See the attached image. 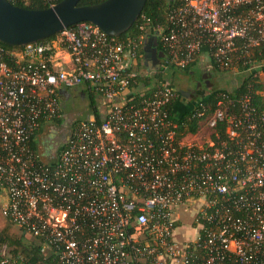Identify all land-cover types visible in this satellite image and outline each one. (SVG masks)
Instances as JSON below:
<instances>
[{"label":"built area","instance_id":"built-area-1","mask_svg":"<svg viewBox=\"0 0 264 264\" xmlns=\"http://www.w3.org/2000/svg\"><path fill=\"white\" fill-rule=\"evenodd\" d=\"M168 21L132 46L86 22L49 43L0 45L1 213L37 246L36 264H264V115L251 96L187 100L192 134L177 131L171 83L147 96L138 81L154 38L165 66L189 70L207 50L231 68L240 41L264 42V0H185ZM72 89L98 114L75 117L47 158L38 143L66 120ZM25 261L1 245L0 264Z\"/></svg>","mask_w":264,"mask_h":264},{"label":"trees","instance_id":"trees-1","mask_svg":"<svg viewBox=\"0 0 264 264\" xmlns=\"http://www.w3.org/2000/svg\"><path fill=\"white\" fill-rule=\"evenodd\" d=\"M16 6L27 8V9H47L62 0H9ZM105 0H81L79 5H94L104 2ZM185 3V0H148L141 16L139 19L133 24V26L124 34L116 39L119 42L124 43L125 45L132 46L133 44L139 42L140 38L145 35L146 32L156 31L157 28H163V30H167L172 27V24L168 21L169 12L174 9L182 6ZM143 17L145 20H143ZM141 26L145 27L144 29ZM58 35H54L45 40V42L49 43L56 40ZM240 47L235 55L232 57V67L225 68L221 63L217 62V60H211L212 65L216 71H233L232 69L237 70L240 73L245 72V70L250 66V64L254 62H263L264 64V42L260 43L255 47H244L245 41H240ZM0 45L5 47L7 50H16L22 48V46H10L7 44H3L0 42ZM159 52L165 55L162 46L159 44ZM140 55L144 54L143 49L139 51ZM142 60V59H141ZM12 61V60H11ZM143 61V60H142ZM142 61L139 62V65L142 66ZM11 63V62H10ZM144 66V65H143ZM192 66V65H191ZM190 66V67H191ZM188 71V70H187ZM261 72L264 71H256L251 74H246L243 78V81L234 91L227 92V90H217L214 89L201 99V102L208 105L211 109H214L216 106L217 96L220 94L229 93L232 97H243L246 95L251 96L252 102L260 115H264V82H261ZM163 72H157L153 77H140L138 79L139 82L143 83L146 87L150 88L146 95H150L153 91L151 88L154 82H163L165 79L163 77ZM182 96V95H181ZM181 96L170 105L171 113L173 114V119L178 124L177 131L185 132V133H196L198 130V124L195 119L191 117V106H193L192 102H187L181 98ZM183 97V96H182ZM91 105L95 107L96 115L98 114V109L96 106L95 100L91 97ZM236 109H239V106H236ZM59 121L58 124H60ZM57 124V125H58ZM10 224H12L10 222ZM13 225V224H12ZM14 226V225H13ZM18 239V240H17ZM16 240H10L7 236L1 239V241L9 242L14 245L15 252L22 253L25 257V262L27 264H36L38 259V248L31 241H27L17 238ZM10 240V241H9Z\"/></svg>","mask_w":264,"mask_h":264},{"label":"water","instance_id":"water-1","mask_svg":"<svg viewBox=\"0 0 264 264\" xmlns=\"http://www.w3.org/2000/svg\"><path fill=\"white\" fill-rule=\"evenodd\" d=\"M81 0H62L47 9H27L9 0H0V42L10 46L43 43L65 29L91 23L110 37L126 33L139 19L148 0H105L79 5ZM145 49L144 65L157 67L163 57L154 38ZM186 96V92H181ZM189 98V97H187Z\"/></svg>","mask_w":264,"mask_h":264},{"label":"rangeland","instance_id":"rangeland-1","mask_svg":"<svg viewBox=\"0 0 264 264\" xmlns=\"http://www.w3.org/2000/svg\"><path fill=\"white\" fill-rule=\"evenodd\" d=\"M206 60V59H205ZM207 62V61H206ZM200 66H197L192 70L193 73L181 71L178 69L170 68L168 72H165L163 77L166 81L171 83L178 91H183L184 89H191L196 87V83L201 82L203 78H207L208 80L212 81L213 85L212 87H216V89L221 90H227L232 91L236 88V86L240 85L243 81V78L246 74L238 73L234 71L226 72V71H216L213 74L204 67V69H201V63L198 62ZM205 64V62H204ZM152 73V70L145 71L146 73ZM261 76V82H264V72L260 73ZM72 94V97L69 100L65 101L66 106V117L69 119H75L79 113H81V117L79 119L86 118L88 113H90V103L89 100H83L79 94L76 93L74 89L69 91ZM264 94V92H263ZM74 121V120H73ZM65 119L63 123L59 126H56L52 129H50L47 133L41 136L40 141L38 143V146H41V150L43 148V143H45L47 140L46 138L51 134L52 132H58L61 136L65 132ZM206 138V134H199L198 138L196 140L203 141ZM16 227H14L12 224L5 222L4 220H1L0 222V247L3 245L5 241H1V238H4L7 236L10 238V240H16L18 237L16 235ZM9 240V241H10ZM18 240V239H17ZM24 240V239H23ZM8 242V241H7ZM11 243V241H10ZM12 248H15L14 245L10 244Z\"/></svg>","mask_w":264,"mask_h":264},{"label":"flooded vegetation","instance_id":"flooded-vegetation-1","mask_svg":"<svg viewBox=\"0 0 264 264\" xmlns=\"http://www.w3.org/2000/svg\"><path fill=\"white\" fill-rule=\"evenodd\" d=\"M212 74L214 72H216L215 69H211L209 70ZM214 86L212 81L208 80L207 78H203L201 82H198L196 84V87L194 88H191V89H184L183 91L186 92V96L189 97L190 100H196L198 99L199 97H202L203 95H206L208 92H211L212 90L216 89V87H212ZM180 93L182 92L179 91ZM77 94H79L81 96V98L83 100H89V96L87 94H84V93H80L78 91H76ZM182 94V93H181ZM69 99L72 97V94L70 93L69 94ZM184 99L187 97L183 96ZM90 103V102H89ZM90 107L91 106V103H90ZM78 117H80L82 114L79 113L77 114ZM74 120V121H73ZM67 119L66 118V122H65V132L64 134L61 136L58 132H52L51 134H49V136L46 138V142L43 143V148H42V151H43V154L45 157L47 158H50L51 156L53 155H56L58 152H59V149L60 147L65 144V141H66V137L68 135V131L73 127L74 123L77 121L75 119ZM1 220H3V218L1 217L0 215V222Z\"/></svg>","mask_w":264,"mask_h":264},{"label":"crops","instance_id":"crops-1","mask_svg":"<svg viewBox=\"0 0 264 264\" xmlns=\"http://www.w3.org/2000/svg\"><path fill=\"white\" fill-rule=\"evenodd\" d=\"M148 47V45H145L144 47H143V51H144V54H143V56L145 55V49ZM163 55V54H162ZM163 57H164V55H163ZM162 59V58H161ZM206 59V60H205ZM144 61L145 60H143V65H144ZM200 61V63H201V69H204V67H206V69L207 70H211L212 68L214 69V67H213V65H212V62H211V59H210V56H209V52L207 51V50H204L198 57H197V59H196V61L192 64V66L190 67V69L187 71V70H184L185 72H190V73H193L192 72V70L197 66V68H198V66H200L199 64H198V62ZM207 61V62H206ZM204 62H205V64H204ZM150 64V66L149 67H146L145 65V71H147V69L148 70H152V73L153 74H150V73H146L144 76H142V77H153L157 72H159V71H161V72H163V74L165 73V72H168L169 70H170V68H174V69H177V68H175V67H173V66H165V63H162L161 62V60H160V64L157 66V67H152V65H151V63H149ZM178 70H180V69H178ZM171 71V70H170ZM182 71V70H181ZM261 71H264V68L263 69H261ZM165 79V78H164ZM163 82H168V81H166V80H164ZM158 84V83H160V82H154L153 83V85H155V84ZM169 83V82H168ZM197 84V83H196ZM238 86H236V88H237ZM235 88V89H236ZM234 89V90H235ZM234 90H232V91H234ZM69 94V93H68ZM67 100H68V98H66ZM191 99V98H190ZM190 99L189 98H187L186 100H189L190 101ZM189 101H187V102H189ZM0 215H1V217L3 218V220L5 221V222H7V223H10V221H8L3 215H2V213H1V201H0ZM15 227V226H14ZM16 235H17V237H19V238H21V239H24L23 237H22V234H21V232L19 231V229L16 227ZM2 239V238H1ZM25 240V239H24ZM23 240V241H24ZM5 243V242H4ZM10 244V243H9Z\"/></svg>","mask_w":264,"mask_h":264}]
</instances>
